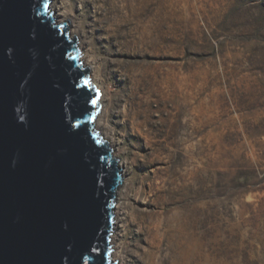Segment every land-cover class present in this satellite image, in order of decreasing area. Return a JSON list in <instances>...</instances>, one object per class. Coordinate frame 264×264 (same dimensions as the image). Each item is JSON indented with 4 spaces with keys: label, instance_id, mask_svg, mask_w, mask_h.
I'll use <instances>...</instances> for the list:
<instances>
[{
    "label": "water",
    "instance_id": "water-1",
    "mask_svg": "<svg viewBox=\"0 0 264 264\" xmlns=\"http://www.w3.org/2000/svg\"><path fill=\"white\" fill-rule=\"evenodd\" d=\"M100 108L57 0H0V264H118Z\"/></svg>",
    "mask_w": 264,
    "mask_h": 264
},
{
    "label": "rangeland",
    "instance_id": "rangeland-1",
    "mask_svg": "<svg viewBox=\"0 0 264 264\" xmlns=\"http://www.w3.org/2000/svg\"><path fill=\"white\" fill-rule=\"evenodd\" d=\"M119 3L96 0L99 11ZM77 6L74 1L66 15L92 54L90 18L82 21ZM151 7V23L158 24L167 44H155L148 58L170 63L186 81L188 131L179 140L191 148L201 139L202 264H264V0H155ZM110 114L115 118L114 108ZM111 119L103 121L106 131L129 166L128 221L152 209L144 202V179L159 163L143 165L132 140ZM135 228L121 249L127 262Z\"/></svg>",
    "mask_w": 264,
    "mask_h": 264
},
{
    "label": "bare ground",
    "instance_id": "bare-ground-1",
    "mask_svg": "<svg viewBox=\"0 0 264 264\" xmlns=\"http://www.w3.org/2000/svg\"><path fill=\"white\" fill-rule=\"evenodd\" d=\"M74 1L82 21L90 18L92 54L84 49L83 34L77 31L75 21L66 15ZM119 2L99 11L96 0H57L59 10L70 18L100 92V130L123 171L115 214V258L118 264H202L201 139L191 148L183 147L179 140L188 131L186 81L170 63L148 58L155 44H167L162 43L167 36L160 34L158 24L151 23L155 0H146L145 8L139 0ZM181 68H186L185 61ZM113 108L116 114L111 119ZM107 119L118 126L124 138L132 140L133 154L143 157V165L159 163L152 176L147 174L144 179L148 180L144 202L151 203L152 209L135 213L128 221L124 200L129 166L115 152L114 137L103 123ZM195 132L200 133L199 129ZM133 226L136 230L128 263L121 249Z\"/></svg>",
    "mask_w": 264,
    "mask_h": 264
},
{
    "label": "snow or ice",
    "instance_id": "snow-or-ice-1",
    "mask_svg": "<svg viewBox=\"0 0 264 264\" xmlns=\"http://www.w3.org/2000/svg\"><path fill=\"white\" fill-rule=\"evenodd\" d=\"M45 7H46V5H45Z\"/></svg>",
    "mask_w": 264,
    "mask_h": 264
}]
</instances>
